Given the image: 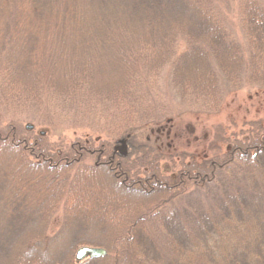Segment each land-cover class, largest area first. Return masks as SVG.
I'll list each match as a JSON object with an SVG mask.
<instances>
[{
  "label": "trees",
  "instance_id": "1",
  "mask_svg": "<svg viewBox=\"0 0 264 264\" xmlns=\"http://www.w3.org/2000/svg\"><path fill=\"white\" fill-rule=\"evenodd\" d=\"M108 1L0 0V155L20 180L0 178L2 195L15 185L0 196V264H264V121L201 159L154 138L217 114L229 91L264 88V0L234 12L230 0H124L96 32ZM66 130L81 135L66 143ZM95 172L108 184L90 186ZM40 185L60 196L35 218L26 195ZM60 211L59 229L41 228ZM117 213L119 229H77ZM82 246L107 254L77 260Z\"/></svg>",
  "mask_w": 264,
  "mask_h": 264
},
{
  "label": "rangeland",
  "instance_id": "2",
  "mask_svg": "<svg viewBox=\"0 0 264 264\" xmlns=\"http://www.w3.org/2000/svg\"><path fill=\"white\" fill-rule=\"evenodd\" d=\"M232 7L231 10L236 11V1L230 0ZM91 2V1H90ZM124 0H110L108 1V5L104 8L105 10H101L100 14L96 16H93L89 22L88 25L93 24L94 30L97 32V30H100V26L98 25L99 19L105 18L106 14H110L112 17H119L118 9L120 7L125 9L124 5H121ZM110 4V5H109ZM115 7V15H113L114 10H107L108 7L112 8V6ZM90 6V5H89ZM118 8V9H117ZM126 16L129 17L130 13ZM136 25V24H135ZM139 29V25L137 27ZM3 27L1 28V30ZM113 73L109 74L112 75ZM108 75V76H109ZM255 120H263L264 121V88L256 87V86H246L239 90H233L229 91L226 95L224 102L222 106L220 107V110L217 114H186L180 119H178L176 122H174L171 130V133H168L167 135L159 134V136H154L156 139V144L159 142L160 149L163 151H166L167 153H179L182 151H186L188 153H193L197 156V158L201 159L204 156H208L209 154H212L216 152V150L219 148L220 151H225L226 145L229 144L234 138L239 137L241 135V131L246 129L248 124ZM28 124L32 125V129L30 131H33V133L39 135H43L42 133L46 134L48 133L47 137L51 140L55 141V136L51 133L49 130L43 131L44 128L40 126H34L32 123L25 122V126L27 127ZM65 139L67 140L66 143L74 142L76 140V136L81 135V132L79 131H72V130H66ZM166 133V132H165ZM174 134V135H173ZM182 135V136H177ZM153 138V139H154ZM117 146H120V144H117ZM95 147H91V149L88 150V152H91L92 149L94 150ZM116 148V147H115ZM101 149V148H99ZM98 150V149H97ZM129 150V147H127V150ZM118 155L120 151L118 150ZM92 152L90 153V155ZM102 154V153H101ZM0 155V178L4 176L3 172L10 173V177H13V179L10 181V183H15L16 189L19 187L18 182L20 181L17 176H15V172L17 170V164L13 161V158L11 155L7 154ZM94 156L95 163H100L102 161V155H97V153L92 154ZM90 158V157H89ZM10 159V160H9ZM4 160V163H3ZM109 162V160H108ZM104 163V162H103ZM102 163V164H103ZM105 164V163H104ZM114 168V167H113ZM116 172V171H115ZM6 175V174H5ZM105 175L100 172H95L93 175H91L90 178L86 181L87 183H91L90 186H95L97 184H101V182L104 184L107 183V178H103ZM6 177V176H5ZM4 177V178H5ZM9 177V178H10ZM3 178V179H4ZM34 181V180H33ZM15 185L13 186V190H7L3 192L0 189V196H3V198H7L11 200V197L14 196V189ZM40 185V191L37 189L36 191L33 189L29 195V198L26 197V202H36L33 206L35 207L37 204L41 203L40 207H35L36 209L33 210L32 215L34 217H40L45 216L48 213L47 207L52 204V202L55 200V198L59 197L60 195L55 191H50L49 193H45L42 191ZM42 189V190H41ZM21 194L23 192H20ZM26 193V192H25ZM20 194V195H21ZM46 195V196H45ZM22 196V195H21ZM25 198V197H24ZM134 201V202H133ZM148 202L149 197L145 198V196L141 197H135L132 198L131 202L133 204V208H136L139 203L141 202ZM47 202V204H46ZM127 203V202H126ZM47 206H44V205ZM129 204V203H128ZM7 204L3 202V200H0V218L4 215V210L6 209ZM44 206V207H43ZM72 217H79L81 214L79 213H69ZM117 218L107 220L102 219L99 220V218H92L87 220L86 222L82 220V217H80V222L77 225V229H95V231L103 232V229H119L124 224L121 222L118 223L117 219L121 217V213H117L115 215ZM62 212H58L55 217L53 218V221L51 225L48 226V224H44L41 226L42 229H52L56 230L59 229L62 222ZM25 227H23L24 229ZM37 229L38 227L32 226L28 227V229ZM63 229H68V226L66 225L63 227ZM97 233V232H96ZM6 257H3L2 260H4Z\"/></svg>",
  "mask_w": 264,
  "mask_h": 264
},
{
  "label": "water",
  "instance_id": "3",
  "mask_svg": "<svg viewBox=\"0 0 264 264\" xmlns=\"http://www.w3.org/2000/svg\"><path fill=\"white\" fill-rule=\"evenodd\" d=\"M120 146H117V150L120 151V153L125 156L126 150H127V141L125 139H122L119 141ZM107 254L106 249L101 247H89V246H82L77 249L76 251V259L82 260L85 257L90 258H100Z\"/></svg>",
  "mask_w": 264,
  "mask_h": 264
},
{
  "label": "flooded vegetation",
  "instance_id": "4",
  "mask_svg": "<svg viewBox=\"0 0 264 264\" xmlns=\"http://www.w3.org/2000/svg\"><path fill=\"white\" fill-rule=\"evenodd\" d=\"M117 152H118V150H115V149H114V152H113V153H114V154H113V157H114L116 154H118ZM119 155H120V154H119ZM113 157H112V158H113Z\"/></svg>",
  "mask_w": 264,
  "mask_h": 264
}]
</instances>
